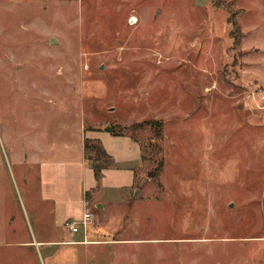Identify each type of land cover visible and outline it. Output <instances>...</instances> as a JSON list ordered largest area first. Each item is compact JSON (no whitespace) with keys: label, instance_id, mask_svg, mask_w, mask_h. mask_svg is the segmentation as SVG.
I'll list each match as a JSON object with an SVG mask.
<instances>
[{"label":"rangeland","instance_id":"rangeland-1","mask_svg":"<svg viewBox=\"0 0 264 264\" xmlns=\"http://www.w3.org/2000/svg\"><path fill=\"white\" fill-rule=\"evenodd\" d=\"M81 124L145 173L117 233L47 243L40 145ZM0 264H264V0H0Z\"/></svg>","mask_w":264,"mask_h":264},{"label":"crops","instance_id":"crops-1","mask_svg":"<svg viewBox=\"0 0 264 264\" xmlns=\"http://www.w3.org/2000/svg\"><path fill=\"white\" fill-rule=\"evenodd\" d=\"M75 130L79 131L80 137L75 145L66 146L67 156H62L61 149L50 150L47 144L40 145L41 157L38 155L41 152L36 155L40 158L41 197L50 203L55 229L61 231L57 238L42 239L47 243H98L102 232H116L119 227L117 219L123 216L121 211L128 190H133L145 173L141 143L130 133H113L105 128L88 129L84 124L77 125ZM86 137L101 140L112 156L113 163L103 168L100 180L86 156ZM54 150L56 155L51 156ZM87 209L95 212V218L86 229L82 227L73 232L65 226V220L81 217ZM112 216L114 225L108 222Z\"/></svg>","mask_w":264,"mask_h":264},{"label":"trees","instance_id":"trees-1","mask_svg":"<svg viewBox=\"0 0 264 264\" xmlns=\"http://www.w3.org/2000/svg\"><path fill=\"white\" fill-rule=\"evenodd\" d=\"M231 4V1L229 3H226L229 8ZM236 14L237 13L233 12V14L229 16V21L232 23L231 35L234 37L235 43H238L240 42L243 34L240 24L236 18ZM151 121L153 128L157 132L161 133L162 120L156 119ZM85 150L87 159L89 160L91 166L94 168L96 178L100 180L103 174V168L113 163L112 156L107 152L101 142H94L93 139L89 137L85 139Z\"/></svg>","mask_w":264,"mask_h":264},{"label":"built area","instance_id":"built-area-1","mask_svg":"<svg viewBox=\"0 0 264 264\" xmlns=\"http://www.w3.org/2000/svg\"><path fill=\"white\" fill-rule=\"evenodd\" d=\"M95 218V212L91 209H87L83 212L81 217H71L65 220V226L71 231H79L82 227L87 228L88 225L93 222Z\"/></svg>","mask_w":264,"mask_h":264},{"label":"water","instance_id":"water-1","mask_svg":"<svg viewBox=\"0 0 264 264\" xmlns=\"http://www.w3.org/2000/svg\"><path fill=\"white\" fill-rule=\"evenodd\" d=\"M51 41H55V37H53V36H52V37H51ZM106 128H108V129H109L110 127H109V126H107Z\"/></svg>","mask_w":264,"mask_h":264}]
</instances>
